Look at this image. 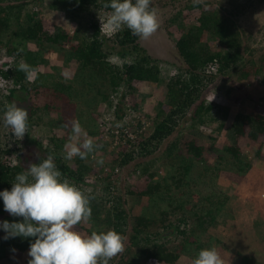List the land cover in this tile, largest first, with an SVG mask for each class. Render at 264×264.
I'll use <instances>...</instances> for the list:
<instances>
[{"label": "trees", "instance_id": "trees-1", "mask_svg": "<svg viewBox=\"0 0 264 264\" xmlns=\"http://www.w3.org/2000/svg\"><path fill=\"white\" fill-rule=\"evenodd\" d=\"M242 1L245 0H235L233 7L232 0H229L230 5L227 7L224 3L213 4L211 1L195 5L194 2L190 3L185 9L200 13L198 24H186V17L181 10L171 18V23L182 31L175 42V50L170 47L174 51L172 58L175 61L172 63H176V75L167 83L164 101L157 102L154 115L150 113L153 116L151 121L149 115H143L137 106L138 92L134 83H163L160 61L147 54L141 39L133 36L126 27L115 32L114 45L110 47L109 39L102 34L93 10L104 8L111 0H52L47 8L48 12L66 14L68 22L74 27L69 48H63L68 36L61 26L54 27L52 33L45 30L41 19L30 9L34 0H0V59L8 56L13 60L12 65L7 61H0L1 67H7L5 70L0 69V73L12 85L9 97L15 104L22 99H29L31 91L38 92L39 89L53 90L55 92L52 93L59 96L56 93L57 81L63 77L56 71L42 73L40 68L48 63L45 59L47 53L63 51L66 66L70 61L77 63L74 77L70 80L74 84L71 93L78 103L91 104L93 113L101 104L113 108L116 124H121L118 128L122 131L131 129L137 135L135 141L128 139L126 144L136 146L140 157H150L163 148L158 158L164 175L155 180L156 173H147L141 163L135 162V167H141L143 174H149L150 177H145L148 178L145 188L127 190L130 200L134 199L137 203L136 209L144 204L149 208L151 205L160 206L158 213H153L154 216H148L147 211L136 213L133 202L128 209L123 197L114 196V183L110 181L108 173L101 184L88 183L92 188L90 192L81 190L91 198L92 216L88 222L78 224L77 230L86 236L93 231L100 233L114 230L125 238L129 233V245L109 264H176L183 253L192 262L200 250L214 246L218 253H228L227 245L221 241L217 232L219 217L223 216L228 197L215 189L214 182L221 180L220 175L224 172L245 176L260 160L264 151V139L255 150L254 160L248 161L238 146V138L247 136L252 142H257L264 137V113L252 115L240 111L232 114L226 139L220 144L212 133L198 140L195 132L210 120L217 122L213 132L223 130L232 106L219 103L220 99H216L215 95L210 98L207 95L223 80L234 78L244 82L263 76L264 65L255 67L253 57L249 54L250 36L245 37V29L237 23V13L233 14L238 4L242 6ZM257 1L264 4V0ZM214 42L222 49L214 50L210 46ZM29 44L35 45L34 51L29 49ZM111 54L121 61L119 65L110 62ZM259 58L264 61V56ZM21 59L35 70L33 81L27 79L24 72L17 70ZM211 64L216 66L213 73L209 70ZM122 86L131 92L129 105H125V94L121 101H114V94ZM18 90L21 93L17 94ZM87 96L90 98L87 99ZM46 108L48 109L47 106ZM31 117L28 116L30 130L33 123ZM125 117L128 119L123 122ZM146 119L151 122L148 131ZM2 123L0 119V192L10 191L15 175L29 167L21 158L16 165L7 164L5 158L13 153V149L4 143L3 138H9L12 134ZM94 124L97 130L87 128L86 132L89 137L97 138L93 140L97 147L86 160L73 157L72 163H68L61 151L64 150L65 140L57 135L49 138V145L44 149L46 157L54 156V162L62 177L76 186H87V177L97 173L91 157L97 151L106 152L109 145L100 136V126H96V122ZM51 126L57 129L60 127ZM111 136L113 139L114 135ZM24 137L29 138L30 132L27 131ZM121 153L123 154L120 158H112L108 162L112 172L116 166L124 168L133 161L131 153ZM181 155L186 156L189 162H179ZM45 158H41L40 162ZM99 160L101 159L95 160L97 165H101L97 163ZM192 193L201 195L199 202L191 198ZM108 204L112 206L109 207ZM0 217L1 223L23 220L4 211L2 198ZM169 222L170 227L165 229ZM181 225L188 228V231L180 229ZM215 231L218 237L214 236ZM175 233H180L185 238L179 242L177 248H172L165 240ZM244 234L248 235L241 237V245H237L239 248H232V255L239 264H264V219L258 217L253 228ZM34 239L24 238L23 241H17L16 238L4 240L0 237V262L12 255V249L16 252L29 249ZM217 244H221L224 249L219 246L221 250H218Z\"/></svg>", "mask_w": 264, "mask_h": 264}, {"label": "rangeland", "instance_id": "rangeland-1", "mask_svg": "<svg viewBox=\"0 0 264 264\" xmlns=\"http://www.w3.org/2000/svg\"><path fill=\"white\" fill-rule=\"evenodd\" d=\"M207 1H211L213 4L224 3L226 7L230 5L229 0H199V3ZM51 2L52 0H34V4L30 5V9H32V11L37 14V17L41 19L46 31L52 33L54 32V27L61 26L68 36L67 40L63 43V48H69L71 41L70 37L73 35L74 27L72 24H70V22H68L66 14L62 12H48L47 8ZM192 2H194V0H151V7L155 8L157 11L159 28L147 40L141 39V44L146 49L147 54L151 55L153 58L159 59L161 77L164 82L158 85H152L147 82L134 83V87L138 92L136 96V102L138 104L137 106L143 115H146V113L149 115V119H151V121H153L152 115H154V107L157 105V102L160 100L164 101L165 99L167 83L176 75V63H172L174 60L172 58V53L174 51L170 50V47L175 50V42L181 36L182 31L177 25L171 23V18L176 15L179 10H181L183 11V16L186 17V24H198L200 13L198 11H188L185 9V7ZM242 2V6L238 4L239 6H237V9H234L235 12H233V14L237 13V23H239V25L245 29V37L247 38V36H250V40L248 41L251 47L249 54L253 57L255 67L259 68L264 65V61L259 58L264 56V4L257 0H245ZM234 4L235 0H232V7ZM93 12L95 14V19L101 28V20H106V14L110 11L105 8H94ZM101 32L106 36V38L109 39L108 44L110 47H112L114 45L113 35L115 33H108L102 29ZM210 46L214 50L222 49L217 42L210 43ZM28 47L30 50H35L34 44H29ZM64 54L65 53L63 51H60V53L50 51L45 55V59L48 61V63L40 68L42 73H52L53 71H56L60 73L61 77H63L58 78L57 81L58 89H56V93L59 94V96H57L55 93H52L55 92L53 90L46 91L45 89H39L38 92L31 91L29 99H22L21 102L16 104L18 107L25 109L30 117L32 116L31 121L33 123L31 130L28 129L30 132L29 138L24 137L22 140H16L14 135H10L9 138H3L4 143L6 145H10L13 149V153L6 156L5 158L7 164L10 166L16 165L18 164L20 158L28 163V165L39 164L41 158L46 157L44 149L49 145V138L52 135H57L58 137L64 138L66 144L69 142V136L71 135L72 121H78L85 131H87V128H94L97 130L94 124V122H96V126H100L101 129L100 136H102V139L109 145L106 147V152L97 151L91 157L93 168L97 173L87 177V186H75L82 191L84 189L86 192H90L92 188L88 185V183L100 182L101 184L104 179L103 177H105V175L108 173L111 177L110 181L114 183V188H112V194L114 196L123 197L126 200L127 204L125 205L128 209L132 207L130 203L133 202V209L136 213H145L147 211L148 216H154L153 213H158L157 211L160 210V206L154 207V205H151V208H149V206L146 207V204H144L136 209L137 203L134 199L130 200L127 190H131L132 188L136 187L139 189L145 188V185L148 181V178L145 177H150L149 174H143L145 169L147 173H156L155 180H159L162 175H164L162 163H160V159L158 158L160 157L163 148L157 151L154 155L145 158L139 156L136 146L132 147L124 142L122 143V139H119L118 143L115 144V139H112L111 136L114 134L110 132L111 130L117 129V119L115 117L113 108L110 109L107 107V105L101 104L93 113L91 112V104L88 105V103L85 102L78 103V100L75 99L74 94L71 93L74 84L73 82L71 83L70 80L72 77H74L77 63L75 61H70L66 66L64 64ZM109 60L112 64L119 65L121 63V61L113 54L110 55ZM0 61H7L12 65L13 60L7 56L0 59ZM5 68L7 67L0 66L1 70H5ZM55 68L59 69L56 70ZM263 76L262 78H257L253 81L249 80L244 82H240L234 78L223 80L222 83L217 88H215V90H211V92L207 94L208 97L210 98L215 95L216 99H220L219 103L231 105L232 112L226 120V124L222 131H217L216 133L213 132L216 130L217 122L210 120L207 125L203 126L202 128L199 127L198 131L195 132L197 139H202L212 133L216 135L218 138V144H220V142L226 139L232 114L240 111H245L247 114L252 115L264 113ZM34 78L35 72L33 73L30 81H33ZM11 87V83L3 79L0 73L1 120L5 111V104L14 103L9 97V89ZM19 93L21 92L18 90L17 94ZM124 94L125 105H129V96L131 95V92L127 91L125 86H122V88H120L119 91L114 94L115 103L117 101H121L122 95ZM86 98L89 99L90 96H87ZM250 101L253 103H250ZM150 113L152 115H150ZM146 117L148 118V116ZM149 119H146V131H148V129L151 127V122ZM51 124L60 127L57 129L55 126H51ZM180 129L181 128H179V131ZM7 131L9 132L8 129ZM96 139L93 140L95 141ZM263 139L264 137H261L259 141L252 142L247 136L238 138V146L248 161L254 160L255 150L258 148L259 143H261ZM106 142L103 143L105 144ZM39 143H41V145ZM61 151L64 157L65 151ZM121 152L131 153L133 161L130 165L124 168L116 166L112 172L110 167H108V162L112 158H120L123 154ZM179 158V162H189V159L186 158V156L181 155ZM96 159H102L103 164L97 165L95 162ZM209 159L212 158L209 157ZM259 159L260 160L256 162L258 165L255 163L252 169L245 176H238L231 172H224L220 175V178L223 180L218 179L217 182H214L215 189L228 197V200H226L227 204L223 209V216L219 217V224L217 225L219 227V230L217 229V232L220 235L219 238L228 247L226 250L228 253L225 255L218 253L223 259L224 264H239L234 255H232V248H239L237 245L240 244L241 237L248 235L244 233H248L249 230L253 228V223L258 217L264 219V151H262L261 157ZM72 160L66 161L71 164ZM135 162L141 163L144 170H142L141 167H135ZM102 168L103 172H101ZM191 198H193L195 202H199L201 195L198 193H192ZM108 206L111 207L112 205L108 204ZM170 224L171 222L167 223L165 229L169 228ZM180 229L188 231V228L185 229V227L182 225L180 226ZM217 232H214V236L217 234ZM219 235L216 236L218 237ZM4 236V231L0 229V237L3 238ZM128 236L129 233L127 236H125L123 241L124 250L129 245ZM184 238V235L175 233L165 241H168L172 248H177L178 245H180L179 242ZM16 240L23 241L24 238L16 237ZM219 246H221L220 248L224 249L221 244ZM219 246L217 244L216 248ZM213 248H215V246ZM220 248H218V250ZM28 251L29 249L24 252H12V255L8 259L1 261L0 264H28V260L31 259L27 255ZM146 264L153 263L146 262ZM176 264H191L190 257L183 253Z\"/></svg>", "mask_w": 264, "mask_h": 264}, {"label": "clouds", "instance_id": "clouds-1", "mask_svg": "<svg viewBox=\"0 0 264 264\" xmlns=\"http://www.w3.org/2000/svg\"><path fill=\"white\" fill-rule=\"evenodd\" d=\"M197 3L199 0H194V5ZM104 8L111 9L106 14L107 19L101 20V29L108 33L126 27L133 36L147 40L159 28L151 0H111ZM17 70L24 72L27 79H31L35 71L23 59ZM28 116V112L15 103H6L3 126L11 130L16 140H22L28 131ZM93 139L78 121H72L69 142L64 145V159L86 160L97 147ZM97 163L103 164V160ZM0 198L4 211L23 218L22 222L0 223L5 233L3 239L35 238L27 253L31 258L28 264H109L124 251V237L114 230L93 231L87 236L77 230L78 224L91 219V198L62 177L53 155L16 174L11 190L0 192ZM191 264H224V261L217 250L211 248L200 250Z\"/></svg>", "mask_w": 264, "mask_h": 264}, {"label": "built area", "instance_id": "built-area-1", "mask_svg": "<svg viewBox=\"0 0 264 264\" xmlns=\"http://www.w3.org/2000/svg\"><path fill=\"white\" fill-rule=\"evenodd\" d=\"M209 70H211L212 72H215L216 71V66L214 65H209ZM128 119V117H125V120L126 121ZM121 124L117 123V129L116 130H111L110 132L114 134V139H115V144L118 143V140L122 139V143H126L128 139H132V141H135L137 139V135L131 131V129H127V130H120L118 127L120 126ZM125 126V125H124ZM108 130V129H107ZM133 132V133H132Z\"/></svg>", "mask_w": 264, "mask_h": 264}, {"label": "crops", "instance_id": "crops-1", "mask_svg": "<svg viewBox=\"0 0 264 264\" xmlns=\"http://www.w3.org/2000/svg\"><path fill=\"white\" fill-rule=\"evenodd\" d=\"M222 179V178H221ZM223 180V179H222Z\"/></svg>", "mask_w": 264, "mask_h": 264}]
</instances>
